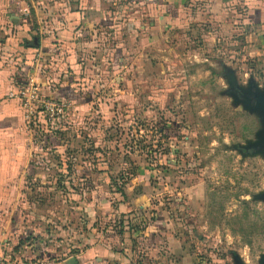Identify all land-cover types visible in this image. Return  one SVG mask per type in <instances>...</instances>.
Here are the masks:
<instances>
[{"label":"rangeland","instance_id":"1","mask_svg":"<svg viewBox=\"0 0 264 264\" xmlns=\"http://www.w3.org/2000/svg\"><path fill=\"white\" fill-rule=\"evenodd\" d=\"M101 1L110 11H120L121 19L137 16L148 23L146 11L131 0ZM239 11L246 14L243 7ZM197 23L183 31L168 30L160 41H124L118 57L113 40L86 41L80 64L92 82L93 103L85 111L91 117L79 119L70 100H57L37 86L41 98L67 105L61 119L44 124L81 129L104 151L97 168L111 175L109 190L117 198L109 196L106 213H97L89 226L97 235L114 234L110 243L115 246L126 234L140 264H234V256L243 264H258L264 253V201L254 196L264 192V158L233 148L253 141L261 123L229 95L228 80L232 75L246 90L251 79L264 89V34L251 35L253 28L241 18L231 19L226 36L214 19ZM145 25L143 30L138 26V33L148 35ZM117 68L122 72L115 74ZM50 163L56 166L57 161ZM92 173L95 182L89 186L52 190L39 180L54 178L56 172L43 170L36 177L32 199L39 202L37 210L68 240L82 236L91 218L77 216L72 210L76 202L62 196L72 198L67 191L81 194L87 188L103 191L96 184L102 175ZM105 192L110 195L107 188ZM119 208L124 212L115 214ZM158 223L162 230L155 227Z\"/></svg>","mask_w":264,"mask_h":264},{"label":"crops","instance_id":"2","mask_svg":"<svg viewBox=\"0 0 264 264\" xmlns=\"http://www.w3.org/2000/svg\"><path fill=\"white\" fill-rule=\"evenodd\" d=\"M104 3L101 0H0V256L11 254L13 258L32 259L35 264H140L135 259L137 248L127 244L126 234H122L123 243L117 241L115 246L110 243L116 237L114 234L97 235L92 229L94 225L89 226L96 215L106 213L111 198H117L109 190L113 178L106 169L97 168L104 162L98 157L104 151L94 147L88 133L81 135V129L76 132L61 123L60 127L48 129L39 115V119L27 121L16 96L22 82L32 81L57 100H70L80 114L79 119L85 120L91 117L85 111L93 103L92 82L82 74L80 64L86 41L113 40L118 57L124 41H160L168 30L183 31L198 24L200 19H214L225 36L231 30L232 18L234 22L240 18L246 21L253 28L254 37L259 36V31L264 34V0H131L137 9L147 13L148 35H142L143 31L138 33V26L143 30L145 24L137 16L121 19L120 11L112 12ZM240 7L245 8L246 14H240ZM33 37H37V48ZM122 70L117 68L114 73ZM100 106L104 108L106 104ZM90 133L94 134V130ZM85 140L89 142L86 144ZM50 159L57 161L56 166L47 164ZM49 169L57 176L39 180L48 190H52L51 186L63 189L78 183L86 187L95 182L93 170L102 175L96 184L104 187L103 191L87 188L81 194L67 191L72 198L62 196L76 202L72 210L77 216L91 218L82 236L79 233L68 240L57 225H48V222L53 224L52 219L37 210L39 202L32 199L36 177L40 171ZM117 193L122 198L120 189ZM82 195L87 196V202L80 201L84 199ZM118 212L124 211L120 209L115 214ZM155 227L163 228L160 223Z\"/></svg>","mask_w":264,"mask_h":264},{"label":"built area","instance_id":"3","mask_svg":"<svg viewBox=\"0 0 264 264\" xmlns=\"http://www.w3.org/2000/svg\"><path fill=\"white\" fill-rule=\"evenodd\" d=\"M16 96L27 121L34 120L39 115L44 123L53 124L61 119L67 110L65 102L41 98L37 85L32 81L25 82ZM37 110H40V113ZM0 264H35V262L32 259L13 258L11 254H8L0 256Z\"/></svg>","mask_w":264,"mask_h":264},{"label":"water","instance_id":"4","mask_svg":"<svg viewBox=\"0 0 264 264\" xmlns=\"http://www.w3.org/2000/svg\"><path fill=\"white\" fill-rule=\"evenodd\" d=\"M32 41H33V45L37 47L38 46L37 37H33ZM229 78H230L228 80L230 86L228 92L229 95H231L234 101L236 102V96L232 93V91L235 87H237V89L242 93L243 100L241 101V104L243 106V109L251 114L257 115L261 123V127L255 133L253 141H247L246 145L234 146L233 149H239L241 153L242 150L243 151L251 150V153H249V155L251 156L259 155L264 158V89L259 90L257 84L250 79L247 89L244 90L243 88L238 87V85L235 82V77L231 75ZM250 101H253V105H250L249 103ZM254 199L259 201H264V192H260L257 195H255ZM233 261L234 264H243V262H241V260H239V258L235 256L233 257ZM258 264H264V253L259 255Z\"/></svg>","mask_w":264,"mask_h":264},{"label":"flooded vegetation","instance_id":"5","mask_svg":"<svg viewBox=\"0 0 264 264\" xmlns=\"http://www.w3.org/2000/svg\"><path fill=\"white\" fill-rule=\"evenodd\" d=\"M232 93L236 96L237 102L243 100L242 93L237 89V87H235L233 89ZM248 97H250V96H248ZM249 103H250V105H253V101H250ZM159 132L164 133V129L163 128L159 129ZM245 153L247 154V153H249V151H247Z\"/></svg>","mask_w":264,"mask_h":264},{"label":"trees","instance_id":"6","mask_svg":"<svg viewBox=\"0 0 264 264\" xmlns=\"http://www.w3.org/2000/svg\"><path fill=\"white\" fill-rule=\"evenodd\" d=\"M35 48H37V47H35Z\"/></svg>","mask_w":264,"mask_h":264}]
</instances>
